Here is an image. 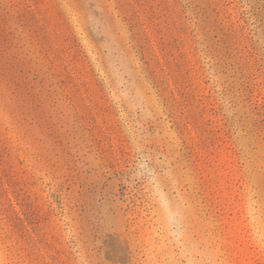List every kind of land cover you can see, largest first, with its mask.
<instances>
[{"label":"rangeland","instance_id":"obj_1","mask_svg":"<svg viewBox=\"0 0 264 264\" xmlns=\"http://www.w3.org/2000/svg\"><path fill=\"white\" fill-rule=\"evenodd\" d=\"M0 22V264H264V0H0Z\"/></svg>","mask_w":264,"mask_h":264},{"label":"trees","instance_id":"obj_2","mask_svg":"<svg viewBox=\"0 0 264 264\" xmlns=\"http://www.w3.org/2000/svg\"><path fill=\"white\" fill-rule=\"evenodd\" d=\"M12 3H13V8L14 7H16V5H15V3H14V1H12ZM26 6V8H31V5H28V4H25ZM2 26H3V23H1L0 22V60L2 61H5L7 64H9L10 65V67H12L13 69H15L16 68V65H17V57L15 56V55H13V58H12V62H10V55H9V49H10V45H9V41H7L5 38L4 39H2L3 37H2ZM21 85H28V83L27 82H25V84H21ZM20 84H16V88L17 89H19V88H22V87H24V86H21ZM26 89V88H25ZM21 93H22V95H24L25 94V96H30V98H31V100H32V102L34 103L33 104V108L35 109V111H38V109L40 108V105L38 104V102L36 103L35 101V98H34V95L32 94V92L30 91V92H24V90H22L21 91ZM21 110H22V113L23 114H26V108H24V107H21ZM37 116V118L38 119H41L42 121H41V123L44 125V123L46 122L45 120H43V118H42V116H40V114H36ZM41 124V125H42ZM49 129H51V130H49ZM48 130H49V135L50 136H53L54 138V140H58L59 139V137L58 136H55V133H54V131L52 130V126H48ZM0 143H1V145H2V141H0ZM62 141H61V145H62ZM6 153V152H5ZM9 201H10V204H9V207L11 208H13L14 209V205H13V203H12V201H11V199H8ZM29 206V208H33L32 207V205H28ZM14 212H16V214H18L17 216H18V220H20L21 222H22V224L24 225V228H27L26 226H25V220L24 219H22L21 217H20V215H19V213L16 211V209H14ZM38 223V222H37Z\"/></svg>","mask_w":264,"mask_h":264}]
</instances>
